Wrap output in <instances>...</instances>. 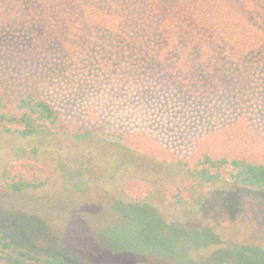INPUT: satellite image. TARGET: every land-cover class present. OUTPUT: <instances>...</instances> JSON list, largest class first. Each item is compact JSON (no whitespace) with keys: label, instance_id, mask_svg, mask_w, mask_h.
Here are the masks:
<instances>
[{"label":"rangeland","instance_id":"374dc122","mask_svg":"<svg viewBox=\"0 0 264 264\" xmlns=\"http://www.w3.org/2000/svg\"><path fill=\"white\" fill-rule=\"evenodd\" d=\"M76 7L0 0V77L57 115L52 135L0 134V234L67 264H264V191L173 197L201 154L264 164V62L198 69L171 93Z\"/></svg>","mask_w":264,"mask_h":264},{"label":"trees","instance_id":"16d2710c","mask_svg":"<svg viewBox=\"0 0 264 264\" xmlns=\"http://www.w3.org/2000/svg\"><path fill=\"white\" fill-rule=\"evenodd\" d=\"M72 17L103 26L120 37L123 50L159 86L175 92L198 69L228 70L231 65L264 62V15L260 0H72ZM79 8V9H78ZM78 9V10H77ZM79 11V13H78ZM256 60V63H250ZM57 115L33 90L15 91L0 77V134L23 139L52 135ZM36 149L33 153L36 154ZM18 153V152H17ZM186 177L173 197L177 204L201 205L206 185L232 182L264 191V164L242 159H212L201 154L193 166L179 163ZM9 187L21 189L17 183ZM186 194V197H182ZM0 264H67L15 249L0 234Z\"/></svg>","mask_w":264,"mask_h":264}]
</instances>
